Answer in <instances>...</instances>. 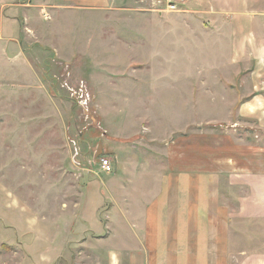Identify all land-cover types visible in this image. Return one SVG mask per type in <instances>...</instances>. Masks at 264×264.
<instances>
[{
	"label": "crops",
	"instance_id": "0c3cea01",
	"mask_svg": "<svg viewBox=\"0 0 264 264\" xmlns=\"http://www.w3.org/2000/svg\"><path fill=\"white\" fill-rule=\"evenodd\" d=\"M141 1L12 7L11 17L47 30L49 47L89 56L92 78L104 65L109 96L123 103L105 112L106 129L94 136L93 150H105L114 171L80 177L69 227L72 214L59 213L64 226L40 221L13 199L0 210L32 264H264V0H187L170 25L161 24L166 13L135 10ZM14 40L0 36L2 59L17 56ZM103 48L106 63L94 54ZM163 82L177 87L176 123L146 130L143 115L161 114L150 106Z\"/></svg>",
	"mask_w": 264,
	"mask_h": 264
},
{
	"label": "rangeland",
	"instance_id": "374dc122",
	"mask_svg": "<svg viewBox=\"0 0 264 264\" xmlns=\"http://www.w3.org/2000/svg\"><path fill=\"white\" fill-rule=\"evenodd\" d=\"M32 1L0 0V27L3 24L4 28V31L0 29V36L14 37L20 46L17 56L11 53L14 59L11 56L8 60L2 59L0 55V189L3 192L0 197H8L6 205L0 199V209L10 208V199H13L15 204L20 203V208L32 206L40 216L38 220L46 218L59 222L60 226L64 224L58 219L59 213H69L72 215L67 217V228L75 212L72 204L76 200V188L86 184L80 182V177L101 174L98 164L107 156L105 150H93L94 136L106 129L103 126L105 112L116 103L122 107L123 98L115 101L110 98L104 65L98 78H92L89 56L76 53L79 51L76 49L70 52L66 48L55 50L46 42V29L26 23L22 16L11 17L15 6ZM160 3L161 0H144L135 10L149 15L161 9ZM133 4L123 7L132 9ZM186 5L187 0L179 11L163 12L169 17L161 24L170 25V16L184 10ZM30 9L33 12L28 14L36 19L37 25L44 24L38 9ZM94 54L103 63L112 60L107 48ZM118 68L125 69L122 65ZM176 90L172 83H162L158 100L150 106L161 114L143 115L146 130L154 125L156 132H160L175 125L171 101ZM110 116L113 120L111 112ZM113 127L114 132L123 134V125ZM65 202L69 206H64ZM3 211L0 210V264H32L23 245L18 244L19 233ZM7 214L10 217V210ZM75 248L76 243L70 244L69 249ZM62 264H74V261L65 259Z\"/></svg>",
	"mask_w": 264,
	"mask_h": 264
},
{
	"label": "built area",
	"instance_id": "2783aa9c",
	"mask_svg": "<svg viewBox=\"0 0 264 264\" xmlns=\"http://www.w3.org/2000/svg\"><path fill=\"white\" fill-rule=\"evenodd\" d=\"M185 1L186 0H161L160 4L162 6H161V9L158 11H160V12L179 11V9H181V6L185 3ZM98 166H99V171L101 174H112L114 171L112 161L108 157H104V158L100 159ZM101 174H99V175H101Z\"/></svg>",
	"mask_w": 264,
	"mask_h": 264
}]
</instances>
